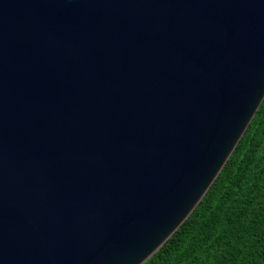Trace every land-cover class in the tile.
Segmentation results:
<instances>
[{"label": "water", "instance_id": "1", "mask_svg": "<svg viewBox=\"0 0 264 264\" xmlns=\"http://www.w3.org/2000/svg\"><path fill=\"white\" fill-rule=\"evenodd\" d=\"M264 100V0H0V264H144Z\"/></svg>", "mask_w": 264, "mask_h": 264}, {"label": "trees", "instance_id": "2", "mask_svg": "<svg viewBox=\"0 0 264 264\" xmlns=\"http://www.w3.org/2000/svg\"><path fill=\"white\" fill-rule=\"evenodd\" d=\"M144 264H264V100L203 199Z\"/></svg>", "mask_w": 264, "mask_h": 264}]
</instances>
